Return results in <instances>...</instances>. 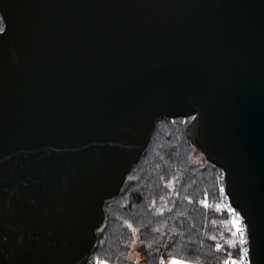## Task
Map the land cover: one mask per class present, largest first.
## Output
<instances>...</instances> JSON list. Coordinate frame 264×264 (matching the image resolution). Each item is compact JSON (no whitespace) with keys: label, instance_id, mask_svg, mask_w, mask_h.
Wrapping results in <instances>:
<instances>
[{"label":"water","instance_id":"1","mask_svg":"<svg viewBox=\"0 0 264 264\" xmlns=\"http://www.w3.org/2000/svg\"><path fill=\"white\" fill-rule=\"evenodd\" d=\"M0 264H89L158 120L223 169L264 264V0H0Z\"/></svg>","mask_w":264,"mask_h":264},{"label":"trees","instance_id":"2","mask_svg":"<svg viewBox=\"0 0 264 264\" xmlns=\"http://www.w3.org/2000/svg\"><path fill=\"white\" fill-rule=\"evenodd\" d=\"M190 123L158 120L119 197L105 204L106 225L89 264H168L172 257L224 264L233 237L221 191L224 172L195 144Z\"/></svg>","mask_w":264,"mask_h":264},{"label":"snow or ice","instance_id":"3","mask_svg":"<svg viewBox=\"0 0 264 264\" xmlns=\"http://www.w3.org/2000/svg\"><path fill=\"white\" fill-rule=\"evenodd\" d=\"M3 31L4 29L0 28V32H3ZM223 190L224 189L221 188V191ZM202 203H204V201H202ZM229 211L233 213V217H234L233 223L237 225L236 231L240 235L239 244L243 245L245 243H251L250 239L245 238L244 227L241 226L240 219H239L240 214L236 213L235 209L229 208ZM230 243H235V242L233 241ZM216 247L219 248L220 245H216ZM238 251H239V259H234V258L229 257V260H225L224 264H255L254 259H252L251 250L249 248H239ZM171 264H188V262L176 260L175 258H173V260L171 261Z\"/></svg>","mask_w":264,"mask_h":264},{"label":"built area","instance_id":"4","mask_svg":"<svg viewBox=\"0 0 264 264\" xmlns=\"http://www.w3.org/2000/svg\"><path fill=\"white\" fill-rule=\"evenodd\" d=\"M224 193H225V189H224ZM223 205H224V208L226 209V211L228 213L229 223L231 225V230L233 233V237H232L231 242H233V241L235 242V243H229V247L226 251L225 260H229V257L234 258V259H239V251H238L239 248H249L250 249V243H245L243 245L239 244L240 235L236 231L237 225L233 223V219H234L233 213L231 211H229V208L235 209L236 213H238V214H240V212L232 206V204H231L229 198L227 197L226 193H225V196L223 197ZM239 219H240L241 226L244 227L245 238L249 239L247 224L244 221V218L241 216V214L239 216ZM218 249H220V248H218ZM225 260H224V262H225Z\"/></svg>","mask_w":264,"mask_h":264},{"label":"rangeland","instance_id":"5","mask_svg":"<svg viewBox=\"0 0 264 264\" xmlns=\"http://www.w3.org/2000/svg\"><path fill=\"white\" fill-rule=\"evenodd\" d=\"M135 258L138 259V260H140V259L142 258V255L136 252V254H135ZM173 258H175L176 260H180V261H187V260H184V259H180V258L172 257V258H170V259L168 260V264H171V261L173 260ZM187 262H188V264H197V263H193V262H190V261H187ZM101 263H104V262H101ZM105 263H106V262H105ZM98 264H99V263H98ZM107 264H109V263H107Z\"/></svg>","mask_w":264,"mask_h":264},{"label":"crops","instance_id":"6","mask_svg":"<svg viewBox=\"0 0 264 264\" xmlns=\"http://www.w3.org/2000/svg\"><path fill=\"white\" fill-rule=\"evenodd\" d=\"M99 264H107V263L104 262V263H99Z\"/></svg>","mask_w":264,"mask_h":264}]
</instances>
